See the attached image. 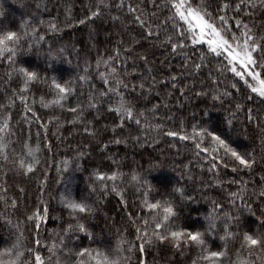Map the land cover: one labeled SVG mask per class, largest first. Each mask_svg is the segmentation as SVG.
Wrapping results in <instances>:
<instances>
[{
    "label": "trees",
    "instance_id": "16d2710c",
    "mask_svg": "<svg viewBox=\"0 0 264 264\" xmlns=\"http://www.w3.org/2000/svg\"><path fill=\"white\" fill-rule=\"evenodd\" d=\"M96 2L97 0H0V12L8 21L19 24L22 20H31L36 25L41 20L45 21V25L38 27L40 34L45 36V42L39 49L19 56L17 66L29 67L42 77L55 76L58 80L62 77L63 81L76 80L83 74L84 68L89 67L92 73L89 79L99 89L103 85L96 75L97 61L108 60L119 52L120 57L116 63L120 66V78L129 82L130 88L133 84L137 86L136 92L132 93L138 97L134 107L137 112L145 113L152 125L141 127L132 121L126 123L123 129H117L114 134L112 114L106 111L107 105H100L98 107H103L104 111L97 113L93 110L91 115L85 113L86 119L92 120L97 129V136L93 138L84 133L83 125L67 123L75 114L66 111L61 113L60 109H56L63 126L57 129L54 124H49L48 139L45 140V131L39 124H33L29 129V125L23 121L24 106L18 98L13 101L18 78L12 75L9 79L11 66L7 61H0V120L11 116L9 131L15 133L11 135L8 151L19 154L21 138L33 147L37 143L42 145L39 154L42 161L40 171L31 180H22V185L27 188V201L31 207L33 204L39 205L38 188L42 183L43 199L53 209L51 218L41 228L43 242H56L57 234H63L61 225L67 227L65 221L68 216L60 204L65 191H70L77 200L86 199L95 204V216L84 222L89 231L95 234L98 244L115 248L119 239L118 230L127 237V213L122 211L123 205L119 203V199L111 195L97 202V193L92 191L93 174L96 172L123 174L129 206L137 199L134 194L136 188L144 187L145 183L152 188V195L156 199L161 196L167 198L166 194L172 193L174 189H181L186 195L182 201L178 195L176 198L178 223L187 230H206L207 218L213 214L215 204L220 205L216 209L220 221L226 214L239 216V222L244 225L242 231L248 228L253 232L259 230L264 204L260 203L255 193L264 186L261 183L264 166L258 165L252 173L247 170L233 173L230 168L225 169L221 165L217 170L220 174L217 178L216 171H209L210 157L205 158L203 153L197 156L192 143L181 141L179 135L190 134L193 126L217 128L233 137L239 151L255 149L259 153L261 127L255 118L249 123L247 110L251 107L255 117L264 121V107H261L258 100L244 101L239 118L233 119V130L228 126L227 120L232 116L235 104H221L211 99L212 93L208 91L211 84L208 67L202 69V74H194V62L199 63V49H185L186 59L185 55L172 54L170 48L155 42V38L152 41L143 39L141 33L145 30L134 21L133 14L128 12L129 4L138 10L142 9L145 17L155 27V23L163 22L167 8H154L152 0H123L124 7L118 9L115 5L120 0H104L109 6L103 10L102 15L87 20V16L91 14L89 6ZM158 2L162 4L163 0ZM17 9L20 12L16 13ZM260 16L261 13L257 12L252 18L257 25L264 23ZM81 19H85L86 23L80 24ZM48 22L56 23L61 30L49 32ZM125 48L132 50L125 52ZM141 57H146V61ZM100 71H105L102 64ZM173 76L176 77L175 81L171 79ZM141 81L145 82L146 88L151 89L150 92L145 91L143 96L139 95L141 90L138 85ZM172 83H176L175 88ZM227 83L229 82L225 81L220 85L221 91ZM153 84L155 86L151 87ZM38 87L41 91H31L28 102L31 104L33 99L36 100L34 107L41 115L42 122L47 123L52 109L42 108L39 101L48 89L43 84ZM202 87L208 94L197 96L196 92ZM77 91L84 93L82 99L86 101L91 89L85 84L82 88L78 87ZM181 92L184 94L181 95ZM51 99L50 95L45 97L46 101ZM154 106L158 107L153 115L150 109ZM97 116L99 119H94ZM156 125L160 127L156 128ZM169 131L177 132L178 135L170 137L164 134ZM114 138H119L122 142L116 144ZM105 144L108 145L107 148L104 147ZM44 145H50L51 151ZM164 173L169 176L163 177ZM132 175L140 179L139 185H133ZM42 176L47 179L42 180ZM15 179L13 178V186ZM242 187L246 189L243 196L245 202L250 200L251 210L242 206L239 198L235 200V205L233 203L232 193H239ZM3 212L4 205L0 204V213ZM222 228L221 223V234ZM232 230L236 231L235 222ZM27 235L26 232L25 236ZM77 236L83 239L85 246L88 245L87 239L80 233L73 236L74 242H80L76 239ZM127 238L135 239L134 235ZM7 240L8 229L0 227V251L8 246ZM209 242L210 247L222 244L219 236L215 239L210 237ZM229 248L234 253L239 249V241L235 242L234 247L230 243ZM44 251L46 254V249ZM198 254V248L185 249L181 254L162 246L159 249L150 248L143 259L147 264H191ZM246 257L247 253H243L241 259ZM232 259H236L235 255ZM132 264H136L135 258Z\"/></svg>",
    "mask_w": 264,
    "mask_h": 264
},
{
    "label": "snow or ice",
    "instance_id": "6c2138e0",
    "mask_svg": "<svg viewBox=\"0 0 264 264\" xmlns=\"http://www.w3.org/2000/svg\"><path fill=\"white\" fill-rule=\"evenodd\" d=\"M152 3L154 8L168 10L163 22L155 23V27L145 17L142 9L138 10L128 5V12L133 14L134 21L145 30L141 37L149 41L155 38V42L170 48L172 54L185 55L186 59L188 57L185 49L190 47L193 51L199 49V63L194 62V74H202V69L208 67V78L211 81L208 91L212 93L211 99L221 104L225 102L235 104L232 116L227 120L230 128L235 129L233 119L239 118L244 101L258 100L261 107H264V23L257 25L252 19L260 12V19L264 21L262 11L264 0H199V2L163 0L162 4L158 0H152ZM108 6L104 0H97L94 5L89 6L91 14L87 16V20L98 18ZM115 6L122 9L123 0ZM79 23L85 24L86 21L81 19ZM43 25H45L43 20L39 25L31 20H22L15 24L8 21L0 12V61H7L11 66L9 79L12 75L18 78L13 101L18 98L23 104L25 113L23 121L29 125V129L33 124H39L40 128L44 129L47 140L49 124H54L57 129L63 126L60 123V116L55 111L60 109L61 113L66 111L75 114L67 123L83 125L84 133L95 138L97 129L92 120L86 119L85 113L91 115L93 110L97 113L104 111L103 107H98L100 105H107L106 111L112 114L114 134L117 129H123L126 123L132 121L137 126L152 127L145 113L137 112L134 107L138 97L132 93L136 92L137 86L133 84L130 88L129 82L120 78V66L116 63L120 57L119 52L108 60L97 61L96 75L103 85L99 89L89 79L92 76L89 67H85L83 74L76 80L63 81L62 77L60 80L55 76L42 77L39 72L29 67L17 66L19 56L39 49L45 42V36L38 31V27ZM47 28L49 32L61 30L53 22H48ZM131 50L124 49L125 52ZM141 58L146 61V57ZM101 64L105 71H100ZM171 79L175 81L176 77L173 76ZM225 81L229 83L225 84L221 91L220 85ZM41 84L45 85L48 91L41 95L40 106L52 109L47 123L42 122L41 115L34 107L36 100L33 99L31 104L28 102V94L33 90L40 92L38 85ZM85 84L91 89L86 101L82 99L84 93L77 91L78 87L82 88ZM138 86L141 90L140 96L151 90L146 88L143 81ZM154 86L155 84L151 87ZM172 87L175 88L176 83H172ZM183 94L181 92V95ZM207 94L203 87L196 92L197 96ZM49 95L52 99L46 101L45 97ZM157 107L150 109L153 115ZM254 118L261 127L259 153L255 149L239 151L233 137L217 128L193 126L190 134L179 135V139L190 141L197 156L203 153L205 158L210 157L209 171H216L217 178L220 175L217 170L221 165L225 169L230 168L233 173L245 170L252 173L258 165L264 166V121L256 118L253 109L249 107L247 120L251 123ZM94 119H99V116ZM155 127L159 128L160 125ZM10 129L11 116L0 120V204L4 205V212L0 213V227L8 229L6 242L8 246L0 251V264H132L134 258L136 264H147L143 259L147 251L162 246L181 254L185 249L198 248L199 254L191 264H264V213L261 216L259 230L253 232L248 228L242 231L244 225L239 222L240 217L226 214L220 221L216 212L220 205L215 204L213 214L207 218L206 230H187L178 223L176 198L178 195L182 201L186 195L181 189L177 188L166 194L167 198L161 196L160 199H156L152 195V188L145 183L144 187L136 188L134 194L137 199L129 206L122 180L123 174L120 172L94 173L92 191L97 193V202L111 195L119 199V203L123 205L122 211L127 213L125 229L127 237L134 235V240L120 234L118 230L119 239L115 248L98 244L95 234L89 231L88 225L84 222L95 216L97 212L95 204L89 203L86 199L77 200L70 191H65L60 198V204L68 216L65 221L67 227L61 225L63 234H57L56 242L45 244L41 238V228L51 218L53 209L43 199L42 183L38 188L39 205L33 204L31 207L27 201V188L22 185V180H31L40 171L42 161L39 154L42 145L37 143L33 147L21 138L19 154L15 151L9 152L10 138L15 134L11 133ZM164 134L170 137L178 135L173 131ZM114 142L120 144L122 141L114 138ZM44 147L51 151L50 145ZM104 147L107 148L108 145L105 144ZM64 163L67 170V161ZM13 178H16L14 186ZM41 179L46 180L47 177L42 176ZM131 181L134 186L140 184V179L136 175L131 176ZM261 183L264 184V176L261 177ZM244 191L246 189L242 187L239 193H232L233 203L235 205V200L239 198L242 206L251 210L250 200L245 202ZM255 195L260 203L264 204V186ZM63 215L62 212L61 216ZM234 222L236 231L232 230ZM77 233L83 234L87 239V246L79 236L76 237L79 243L73 241V236ZM217 236L222 244L210 247L209 238L215 239ZM236 241H239V249L233 253L229 244H233L234 247ZM94 244L97 246L93 247ZM243 253H247V257L241 259ZM233 255L236 257L235 260L232 259Z\"/></svg>",
    "mask_w": 264,
    "mask_h": 264
},
{
    "label": "rangeland",
    "instance_id": "374dc122",
    "mask_svg": "<svg viewBox=\"0 0 264 264\" xmlns=\"http://www.w3.org/2000/svg\"><path fill=\"white\" fill-rule=\"evenodd\" d=\"M18 12H20V10L17 9V10H16V13H18ZM166 176L168 177L169 174H168V173H166V174L164 173V174H163V177H166Z\"/></svg>",
    "mask_w": 264,
    "mask_h": 264
}]
</instances>
